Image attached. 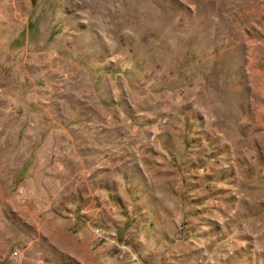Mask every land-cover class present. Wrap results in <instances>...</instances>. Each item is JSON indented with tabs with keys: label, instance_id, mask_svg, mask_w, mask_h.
<instances>
[{
	"label": "rangeland",
	"instance_id": "374dc122",
	"mask_svg": "<svg viewBox=\"0 0 264 264\" xmlns=\"http://www.w3.org/2000/svg\"><path fill=\"white\" fill-rule=\"evenodd\" d=\"M0 264H264V0H0Z\"/></svg>",
	"mask_w": 264,
	"mask_h": 264
}]
</instances>
